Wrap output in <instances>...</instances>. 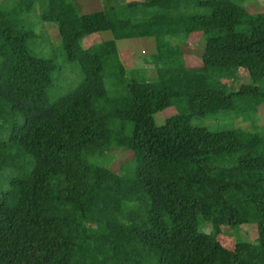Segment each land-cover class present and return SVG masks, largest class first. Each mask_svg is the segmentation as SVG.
<instances>
[{
    "label": "trees",
    "instance_id": "obj_1",
    "mask_svg": "<svg viewBox=\"0 0 264 264\" xmlns=\"http://www.w3.org/2000/svg\"><path fill=\"white\" fill-rule=\"evenodd\" d=\"M246 1L103 0L100 27L113 40L85 46L94 19L72 0H0V264H264V11ZM36 4L83 74L53 102L57 65L29 48ZM192 34L202 37L200 65L168 46L150 78L127 81L116 41ZM239 69L247 82L224 81ZM169 106L176 113L157 125L154 113ZM221 111L250 127L192 124ZM112 146L131 159L100 187ZM90 224L114 250L92 248ZM224 224L254 225L255 241L225 248Z\"/></svg>",
    "mask_w": 264,
    "mask_h": 264
},
{
    "label": "rangeland",
    "instance_id": "obj_2",
    "mask_svg": "<svg viewBox=\"0 0 264 264\" xmlns=\"http://www.w3.org/2000/svg\"><path fill=\"white\" fill-rule=\"evenodd\" d=\"M245 4L247 10L251 13L264 11V0H247ZM84 5L85 4L82 2H77L76 7L81 11ZM100 12L103 14V11ZM39 13L40 8L39 5L36 4L35 10L28 15L29 20L34 24L33 26L35 27L36 33H38V37L29 42V48L36 56L52 58L57 65V69L53 74V83L47 93L49 101L53 102L78 86L83 78V74L77 63H71L65 59L60 39L57 37L53 25L40 22L38 20ZM89 28L92 29L91 32L83 38V44L85 46L112 39L109 29H102L97 19H94L92 26ZM98 31L104 32L99 33V35L95 34ZM152 38L153 37L139 38L141 40L138 44L134 42L126 43L127 40L116 41L118 60L126 70V79L128 82L143 81L150 78L153 73L152 70L154 71V68L162 64L163 55L168 46H182L181 49L184 53L186 64L189 66L200 65V56L204 49L200 34H192L187 40L163 37L160 41H150ZM224 81L226 83L231 81V85L238 86L248 81L247 73L239 69L234 79L225 78ZM175 113L176 108L174 106H169L161 111L155 112L154 118L156 124H163L167 117ZM192 124L196 126H205L213 130L236 126H241L243 128L250 127L249 122L242 121V117H239L233 111H221L208 114L205 118L195 117L192 119ZM257 124L259 126H264V108L258 112ZM128 125L130 126V124ZM130 155L131 151L119 146H112L108 151L106 150L102 156V172L97 178V186L103 187L107 182L111 181L112 173L117 172L122 163L130 160ZM106 201L112 204L115 200L106 197ZM121 202L123 207L129 205L127 201L121 200ZM253 227L254 225H250L248 227L250 229H233L224 224L222 233L218 235V240L227 249H233L237 239L254 242L256 230ZM199 229L204 232H209L211 230V225L208 222L201 221ZM89 230L91 231L89 244L95 251H112L115 249V246L111 242L103 240L102 235L104 227L97 224H90ZM197 262H200V258L197 259Z\"/></svg>",
    "mask_w": 264,
    "mask_h": 264
},
{
    "label": "crops",
    "instance_id": "obj_3",
    "mask_svg": "<svg viewBox=\"0 0 264 264\" xmlns=\"http://www.w3.org/2000/svg\"><path fill=\"white\" fill-rule=\"evenodd\" d=\"M72 1L75 4V6L77 5V2H79V3L82 2L85 4L81 11H79L78 8L76 7L78 12H79V17L81 19L88 18V19H97L98 21H105L103 0H72ZM126 1H140V0H126ZM94 2H96V3H94ZM100 11H103V14H101ZM43 24H50V23L43 22ZM106 27H107V25L103 29L107 30ZM101 32H104V31H101ZM101 32L98 31L95 34L99 35V33H101ZM110 34H111V32H110ZM111 36H112V34H111ZM111 40H113V37ZM125 40H127L126 43L127 42H134L135 44H138L141 39L136 38V39H125ZM105 41H110V39L104 40V42ZM150 41H155V40L152 38Z\"/></svg>",
    "mask_w": 264,
    "mask_h": 264
}]
</instances>
